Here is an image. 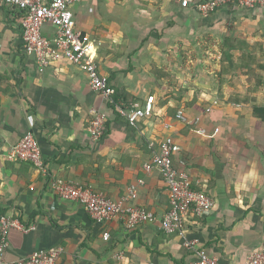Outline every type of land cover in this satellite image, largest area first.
<instances>
[{"label":"crops","instance_id":"1","mask_svg":"<svg viewBox=\"0 0 264 264\" xmlns=\"http://www.w3.org/2000/svg\"><path fill=\"white\" fill-rule=\"evenodd\" d=\"M9 10L0 3V217L17 219L26 231L9 230L7 263L60 246L57 264H188L200 249L222 264H244L262 248L264 7H225L205 17L177 0L73 6L77 29L95 41L99 72L130 100L120 108L154 98L152 116L136 126L91 89L77 66L61 60L40 73L22 49L20 12ZM42 34L54 39L57 30L46 23ZM178 110L200 117L199 125L176 121ZM99 111L107 115L105 132L93 142L87 128ZM27 133L39 144L45 172L6 159ZM166 136L176 167L214 200L204 217L187 220L183 237L161 230L169 194L159 173L143 168ZM50 180L111 200L136 185L133 204L157 219L133 230L121 217L97 224L81 204L56 196ZM186 242H194L191 249Z\"/></svg>","mask_w":264,"mask_h":264},{"label":"built area","instance_id":"2","mask_svg":"<svg viewBox=\"0 0 264 264\" xmlns=\"http://www.w3.org/2000/svg\"><path fill=\"white\" fill-rule=\"evenodd\" d=\"M85 0H0V3L17 9L21 15V43L23 52L34 57L37 69L42 73L52 64L65 60L84 71L91 89L107 103L114 104L115 90L109 85L108 78L98 69L95 59V41L86 33L77 29L72 12L73 6ZM182 8L192 7L201 16H209L225 7L236 9H255L264 7V0H177ZM50 23L57 30L56 38L47 39L42 34L44 24ZM213 105L217 104L214 100ZM118 107V106H117ZM154 110V98L147 97L142 106H132L128 109L118 107V112L130 126H136L141 119L150 118ZM210 108L205 109V113ZM107 115L99 111L92 117L87 131L93 142L99 141L105 132ZM175 120L181 123L199 125L200 117L189 118L183 110H178ZM168 127V126H166ZM199 134H205L204 129H198ZM175 144L170 136L159 143L158 151L149 163L144 165L146 172L156 170L163 180L169 194V208L160 219L161 230L166 235L183 237L185 224L188 219H199L209 213L214 207V200L206 193L192 187L189 175L184 168L174 165L173 153ZM11 162H29L45 172L41 150L32 133L25 134L7 154ZM143 185L142 180L137 181ZM49 186L61 200L81 204L88 216L97 224H106L117 217L124 221L126 230H133L144 223L154 222L157 217L144 207L133 204L137 186L128 187L125 195L118 200H111L102 192L90 187L72 183L50 180ZM26 231L24 226L15 218L0 217V264H57L63 254V248L58 246L51 249L33 252L30 256L18 259L12 263L4 260V253L9 247L7 235L9 230ZM109 234L105 233L104 240ZM194 242H186L185 247L191 249ZM188 264H222L217 258L208 255L200 249L196 259ZM244 264H264V245L249 256Z\"/></svg>","mask_w":264,"mask_h":264},{"label":"trees","instance_id":"3","mask_svg":"<svg viewBox=\"0 0 264 264\" xmlns=\"http://www.w3.org/2000/svg\"><path fill=\"white\" fill-rule=\"evenodd\" d=\"M9 11H12V10H14V11H16V9L15 8H11V7H9ZM14 14V13H13ZM19 19H18V21H19V24H21V18H22V15H21V13H18L17 12V14H15ZM127 98H126V94L124 93V92H116L114 95H113V101H114V104H110L109 106H111V108L112 109H116L115 107H117V106H119V107H122V106H120V105H118L119 104V102L121 101V102H123L124 104H129V102H130V100H129V102L127 103V100H126ZM175 166H176V164H174Z\"/></svg>","mask_w":264,"mask_h":264}]
</instances>
